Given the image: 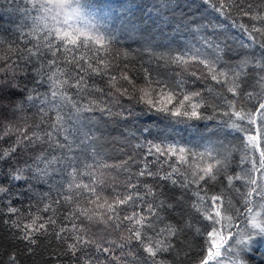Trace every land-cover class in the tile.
<instances>
[{
    "label": "snow or ice",
    "instance_id": "1",
    "mask_svg": "<svg viewBox=\"0 0 264 264\" xmlns=\"http://www.w3.org/2000/svg\"><path fill=\"white\" fill-rule=\"evenodd\" d=\"M63 6V3L57 5L59 8H63ZM152 9L155 15L153 16L152 12L149 17L161 35L164 34L165 29H168L179 35L192 37V45H183L186 51L172 57V62L182 66L191 60L202 65L208 77L217 85L226 88V92L231 94L230 97L218 94L217 101L218 103L223 101V107L217 106L215 111L227 117L223 121L225 127L241 134V143L245 149L241 162L247 164L248 167L244 168L240 174L228 175L231 150L223 143L210 144L203 152L196 153L174 143L148 142L147 152L141 158L145 161L142 168L136 176L129 177L128 194L117 198L114 202L115 206L108 205L107 211L110 215L105 218V223L115 220L118 222L113 224L114 227L127 229V237H121L119 244L122 250L130 246L138 249L135 253L131 251L123 253L125 260L134 256L132 264H164L165 254H170L176 246L181 245L187 239L186 234L195 225L184 219V216L190 215V213L185 212L183 201L177 199L175 195L167 197L163 191L160 195L166 196V200L160 201L157 205L153 193L154 200L147 203L146 214L133 212L121 219V205L135 208L138 206V202L144 200L138 190V185L132 183V180L137 177H149L164 182L170 181L172 185H176L178 183V180L174 178L176 175L180 177L179 183L185 189L190 185L200 188L201 182L216 181L221 176L224 177L229 188L234 187V181H242L247 188L246 191L240 193L244 202V212L234 207L231 201L226 202L223 196L213 195L208 198L200 196L199 192H197L198 203L192 207L199 214L200 220L209 222L203 226V229L195 228L198 235L206 237L205 251L199 264H251L253 253L258 251L257 246L264 245V216L261 215V211L254 210L255 208L264 209V0H240V2L237 0H154ZM32 11L37 13L32 18V24L28 25L25 22L20 25L21 29L29 27L30 31L19 32L18 35L25 38L32 36L36 39V43L32 45V48L25 46L24 51L16 49L17 58L22 63L18 74L8 79L0 78V122L3 120L11 122L24 110L25 104L37 108L40 113L46 116L49 110L47 105L53 104L54 101L56 102L54 107L70 104L77 112L98 111L102 117L113 116V107L115 106L120 109L115 115L122 116L126 120L128 116L132 115V112L130 109L124 108L122 103L124 97L135 100L137 103H143L145 109H142V115L149 120L153 119L156 114L175 118L176 123H181L184 120L214 119L212 116H205L201 111L206 107L201 91L185 88L186 81L183 79H163L158 73L154 76L149 67L143 68V85H137L135 77L130 76L127 71L119 76L109 75L108 83L114 91L105 92L102 88L88 85L84 75L80 73L90 72L103 76L107 74L106 70L110 69L112 65L106 63L104 57L98 55L93 60L84 56L79 59L75 56H72L71 59L68 57L79 48L91 52L95 46H99L96 51L103 50L105 37L94 35L86 28L74 27L67 18L57 19L52 15L53 10L49 6L48 0H34ZM245 17L252 23L241 22ZM78 19L77 15L76 20ZM228 21L231 23L229 24ZM161 25L163 27H160ZM230 29H235L239 35L231 33ZM145 32L146 30H141V35H144ZM39 33H43V45L40 43ZM154 39V35L146 37L145 45L151 47ZM28 43H32V41L29 40ZM237 45L239 49L245 51H238ZM42 48H46L47 52L51 54L50 59L44 60L45 52L42 51ZM234 52L235 56H233ZM61 56L64 57L65 65L74 64L79 69V73L75 74V83L72 85L77 88V95L87 89L100 93L104 100L99 102L91 100L88 106L82 108L76 100L68 96L66 91H60L61 88L68 85L69 79L74 76L72 71L61 68ZM34 57L40 61L39 64L34 62ZM0 59H4V57H0ZM81 60L87 65L86 67L80 63ZM233 61L237 62L233 63ZM191 75L196 80L201 79V76L197 75L195 71ZM119 81L126 83H120L117 87ZM30 84L32 87H29ZM45 85L51 89V99L47 97L46 93L39 92V88ZM207 90L211 91V89ZM162 96L168 98L166 105H161L159 102ZM64 119L60 111H57L55 121L49 125L51 130H41L43 135L39 131L28 134L26 131L17 129L20 135L17 136L15 143L8 149L0 151V166H3L0 168V173L4 178L3 182H0V193L6 197L15 195L16 198L20 196L31 198L33 189L37 185L51 186L57 175L62 177L66 175L69 178L68 188L73 187L76 173L75 160L69 159L68 164L65 165L63 161L67 157L52 155L49 159L44 155L43 150L40 155L31 160L21 159L17 155V150L21 145L24 149L32 150L35 145L45 143L50 149L55 146L61 150L67 148L68 152H71V143L65 144L54 139L63 132L65 133L64 140L68 141L70 133L64 126ZM0 126L3 125L0 124ZM39 127L37 125V128ZM143 131L151 134L150 129L145 128ZM8 134L9 132L5 131L4 136H8ZM84 137L88 139V133H84ZM3 138L0 137V139ZM80 142L83 143V141ZM137 147L141 146L137 145ZM148 156L154 157V161H148ZM190 157L204 161V166H197L196 170L189 172ZM53 162L61 164L62 167L59 169L53 167ZM124 163L127 165L128 161ZM153 163L167 164L170 170L157 169L153 171ZM181 164L188 166L184 172L180 170ZM49 168L52 169L51 172ZM68 168H71V172L68 171ZM21 183L25 191L13 192L14 188L21 186ZM76 187L79 188L80 185H76ZM83 187L89 190L90 195L96 200L101 199L97 195L96 187L89 189L87 184ZM59 188H63V184H59ZM50 191L51 187L49 192H43L40 195L47 199ZM148 191L153 192L151 188ZM181 195L184 194L181 193ZM69 199L70 196H63L65 202ZM171 199H175L176 203L167 202ZM8 202L11 204V199ZM53 203H60V201L55 200ZM49 208L50 205L45 204L44 211H48ZM177 209L181 211V219L176 222L178 227L169 226L167 229L155 231L154 221L160 219L159 211L168 212ZM17 211L15 207L9 208L11 214H16ZM237 215L245 217L246 227L234 223ZM91 218L89 217V219ZM48 222L55 223L51 218ZM33 224H35V220H33ZM12 226L20 228L19 222L16 221H13ZM31 228L32 225H27L23 229L21 239L35 244L36 240L32 238L33 234L29 231ZM43 229L44 224H40L35 231L39 232ZM64 231L65 229H60L61 233ZM149 231L158 239L153 241L152 236L148 235ZM76 232L75 238L68 244V250L74 257L77 252L83 253L85 264H103L101 256L108 259L113 255L110 246L97 244L91 238L85 239L86 234H81L79 229ZM57 238L65 239L59 234H57ZM146 240L147 243H145ZM93 246L94 252L89 254V249H92ZM141 247L142 252L139 251ZM95 253L100 255H95ZM77 259L80 258L77 257ZM114 259L119 260L120 258L114 257Z\"/></svg>",
    "mask_w": 264,
    "mask_h": 264
},
{
    "label": "trees",
    "instance_id": "2",
    "mask_svg": "<svg viewBox=\"0 0 264 264\" xmlns=\"http://www.w3.org/2000/svg\"><path fill=\"white\" fill-rule=\"evenodd\" d=\"M33 2L34 0H0V57H4V59H0V78L8 79L18 74L22 63L17 58L16 49L24 51L25 46L32 48V45L36 43V39L32 36L25 38L18 35L19 32L30 31L29 27L21 29L20 25L25 22L28 25L32 24V18L37 15L32 11ZM153 2L154 0H75V2L74 0H48L49 6L53 10L52 15L57 19L63 20L62 16L67 15V19L74 27L85 28L89 25L95 33L105 37L103 50L97 52L96 49L99 46H95L91 52L79 48L68 57L71 59L72 56H75L79 59L84 56L93 60L98 55L104 57L105 62L112 65L110 69L106 70L107 74L103 76L90 72L80 73L84 75L88 85L102 88L105 92L114 91L108 83L109 75L119 76L124 71L135 77L137 85H143V68L149 67L154 76L158 73L163 79H183L186 81L185 88L201 91L206 105L201 111L205 116H212L214 119L184 120L181 123H176L175 118L156 114L153 119L149 120L142 115L145 105L127 97L122 99V103L125 109L131 110L132 115L128 116L126 120L122 116L115 115L120 111L115 106L113 107V116L102 117L98 111L77 112L70 104L54 107L53 105L56 103L54 101L53 104L47 105L49 110L45 116L37 108L25 104L24 110L11 122L9 120L0 122L3 125L0 126V137H4L0 139V151L8 149L15 143L17 136L20 135L17 129L26 131L28 134L39 131L41 135H43L41 130L50 131L49 125L55 121L56 112L60 111L65 118L64 126L70 135L68 141L64 140L65 133L63 132L54 139L65 144L71 143L72 151L68 152L67 148L61 150L55 146L50 149L45 143L35 145L32 150L24 149L21 145L17 150V155L21 159L31 160L40 155L43 150L44 155L49 159L52 155L67 157L63 163L66 165L69 159L75 160L76 173L71 189L68 188L69 178L66 175L63 177L57 175L51 186L37 185L33 189L31 198L28 196L16 198L15 195L6 197L0 193V264H85L83 253L77 252L74 257L68 250V244L75 238L77 229L81 234H86L85 239L91 238L97 244L111 247L113 255L108 259L101 256L103 264H132L135 257L130 256L125 260L123 253L128 251L135 253L138 249L130 246L122 250L119 247L121 237L128 235L127 229L114 227L113 224L118 222L115 220L105 223V218L110 215L107 211L108 205L115 206L114 202L117 198L128 194L129 177L136 176L142 168L145 161L141 158L147 152L148 142L174 143L196 153L203 152L210 144L223 143L231 150L228 175L235 176L248 167L247 164L241 162L245 153L240 139L241 134L225 127L223 121L227 117L215 111V107H223V101H219V103L217 101L218 94L228 97L231 94L226 92V88L212 81L202 65L191 60L182 66L172 62V57L186 51L183 45L191 46L193 40L191 36L185 37L168 29H165L164 34L161 35L149 17L152 12L153 16L155 15L152 9ZM58 3L64 5L60 11L57 7ZM77 15L79 16L78 20H76ZM241 22L252 23L247 17L243 18ZM228 23L230 24L231 21ZM141 30H146L144 35H141ZM230 32L239 35L235 29H230ZM153 35L155 39L152 41V46L148 47L144 40ZM38 36L41 37L40 43L43 45V33H39ZM29 40L32 43H28ZM237 50L245 51L239 49L238 45ZM42 51L45 52L44 60L51 58V54L47 52L46 48H42ZM235 54L234 52L233 56ZM33 60L37 64L40 63L36 57ZM235 62L237 61H233V63ZM80 63L84 64V61L81 60ZM60 66L74 73L73 78L69 79L68 85L60 89L61 92L66 91L68 96L76 100L82 108L88 106L91 100L98 102L104 100L100 93L87 89L77 95V88L72 85L75 83V74L79 73V69L74 64L65 65L62 56L60 57ZM84 66L87 65L84 64ZM93 66H96L95 63ZM193 71L201 76L200 80H196L191 75ZM120 83L126 82L119 81L116 86L118 87ZM29 87L32 85L30 84ZM207 89H211V91L209 92ZM39 92L46 93L47 97L51 99V89L47 85L40 87ZM159 102L161 105H166L167 96L160 97ZM37 125L40 127L37 128ZM145 128L151 130L150 135L143 131ZM5 131L9 132L8 136H4ZM84 133H88V139H85ZM21 139L23 138L21 137ZM137 145L141 147H137ZM130 157L131 159H129ZM154 159L152 156L147 157L148 161H154ZM125 161H128L127 165H125ZM188 163L191 165V168H188L190 172L196 170L197 166H204L205 162L190 157ZM2 167L0 166V168ZM53 167L59 169L62 165L53 162ZM187 167V165L181 164V172H184ZM157 169L170 170L167 164L153 163L152 170ZM51 170L49 168L50 172ZM68 171L71 172V168H68ZM174 178L178 180L176 185H172L170 181L164 182L149 177L133 179L132 183L138 185V190L144 200L138 202V206L135 208L121 205V219L133 212L146 214L147 203L154 200V195L157 205L160 201L166 200V196L160 195L161 191L166 193L167 197L175 195L177 199L183 201L185 212L190 213V215L186 214L184 219L193 223L195 227L186 234L187 239L181 245L176 246L170 254H165L164 264H199L205 251L206 237L198 235L195 228L203 229V226L209 222L200 220L199 214L192 207L198 203L197 192L200 196L208 198L213 195L223 196L226 202L231 201L234 207L244 212V202L240 193L246 191L247 188L242 181H234V187L229 188L226 180L221 176L216 181L201 182L200 188L190 185L185 189L179 183L180 177L174 175ZM3 179L2 173H0V182H3ZM59 184H63V188H59ZM85 184L89 185V189L96 187L97 195L101 199L96 200L91 196L90 191L83 187ZM76 185H80V187L77 188ZM50 187L49 197L43 198L40 194L49 192ZM149 188L153 190L152 193L148 191ZM22 191H25L22 183L21 186L13 189V192ZM64 195L70 196L67 202L63 200ZM9 199L12 201L11 204L8 202ZM55 200H59L60 203H53ZM167 202L176 203L175 199ZM45 204L50 205L48 211H44ZM10 207H15L18 210L17 213H9ZM254 210L261 211V215L264 216V209L255 208ZM89 217L92 218L89 219ZM159 217V220L154 221V229L157 232L160 229H167L169 226L178 227L176 222L181 219V211L179 209L168 212L159 211ZM49 218L55 223L48 222ZM149 219L152 218L149 217ZM33 220H35V224H33ZM13 221L19 222V229L12 226ZM234 223L240 224L242 227L247 226V220L240 215L236 216ZM40 224H44V229L36 232L35 229ZM125 224H127L126 221ZM27 225H32L29 231L33 234L32 238L36 240L35 244L21 239L23 229ZM61 228L65 229L63 233L60 232ZM57 234L65 239H58ZM148 235L152 236L153 241L158 239L152 235L151 231L148 232ZM133 243L135 244V242ZM257 247L258 251L253 253L251 264H264V245ZM139 251L142 252V247ZM93 252L94 246L89 249V254ZM95 255L100 254L95 253ZM77 257L80 259L78 260ZM114 257L120 259L117 260Z\"/></svg>",
    "mask_w": 264,
    "mask_h": 264
},
{
    "label": "rangeland",
    "instance_id": "3",
    "mask_svg": "<svg viewBox=\"0 0 264 264\" xmlns=\"http://www.w3.org/2000/svg\"><path fill=\"white\" fill-rule=\"evenodd\" d=\"M59 11H60V8H59ZM62 17H63V20H64V19L67 18V15L62 16ZM85 28L88 29L89 31H91L94 35H98V33H95L94 30L89 25L85 26Z\"/></svg>",
    "mask_w": 264,
    "mask_h": 264
}]
</instances>
